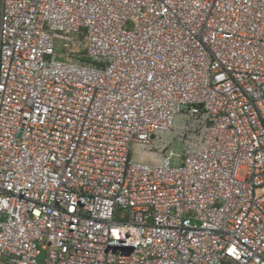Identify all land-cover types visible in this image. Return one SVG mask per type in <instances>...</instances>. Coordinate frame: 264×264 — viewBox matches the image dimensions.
I'll use <instances>...</instances> for the list:
<instances>
[{
    "label": "built area",
    "instance_id": "1",
    "mask_svg": "<svg viewBox=\"0 0 264 264\" xmlns=\"http://www.w3.org/2000/svg\"><path fill=\"white\" fill-rule=\"evenodd\" d=\"M0 264H264V0H0Z\"/></svg>",
    "mask_w": 264,
    "mask_h": 264
},
{
    "label": "rangeland",
    "instance_id": "2",
    "mask_svg": "<svg viewBox=\"0 0 264 264\" xmlns=\"http://www.w3.org/2000/svg\"><path fill=\"white\" fill-rule=\"evenodd\" d=\"M173 151L176 152V153H181V150H182V145L181 143L179 142H176L173 146Z\"/></svg>",
    "mask_w": 264,
    "mask_h": 264
}]
</instances>
